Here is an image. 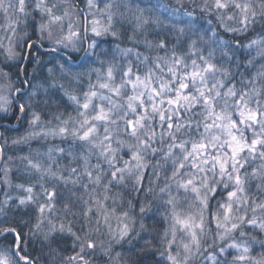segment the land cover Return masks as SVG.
Here are the masks:
<instances>
[{
  "label": "snow or ice",
  "instance_id": "obj_1",
  "mask_svg": "<svg viewBox=\"0 0 264 264\" xmlns=\"http://www.w3.org/2000/svg\"><path fill=\"white\" fill-rule=\"evenodd\" d=\"M0 264H264V0H0Z\"/></svg>",
  "mask_w": 264,
  "mask_h": 264
},
{
  "label": "trees",
  "instance_id": "obj_2",
  "mask_svg": "<svg viewBox=\"0 0 264 264\" xmlns=\"http://www.w3.org/2000/svg\"><path fill=\"white\" fill-rule=\"evenodd\" d=\"M169 2L174 3V0H169ZM25 64H26L27 72L36 75L37 78H39L40 76L44 74V70L42 68H36V71L33 72L35 65L32 63H27V62Z\"/></svg>",
  "mask_w": 264,
  "mask_h": 264
},
{
  "label": "water",
  "instance_id": "obj_3",
  "mask_svg": "<svg viewBox=\"0 0 264 264\" xmlns=\"http://www.w3.org/2000/svg\"><path fill=\"white\" fill-rule=\"evenodd\" d=\"M26 63V62H25Z\"/></svg>",
  "mask_w": 264,
  "mask_h": 264
}]
</instances>
